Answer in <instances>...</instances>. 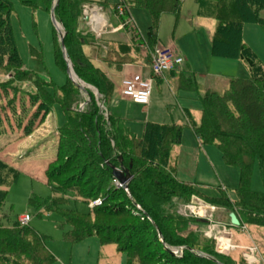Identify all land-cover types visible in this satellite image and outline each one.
<instances>
[{"label":"trees","instance_id":"16d2710c","mask_svg":"<svg viewBox=\"0 0 264 264\" xmlns=\"http://www.w3.org/2000/svg\"><path fill=\"white\" fill-rule=\"evenodd\" d=\"M40 1L47 11L54 9L56 20L64 28L66 57L72 63L76 75L109 100L114 91L113 82L96 68L83 52V47L93 42L90 34L84 35L80 30L84 1L58 0L57 5L56 0ZM183 1L121 0L114 9L120 5L124 6L128 17L130 7L149 12L151 25L148 29V46L155 51L158 46L161 16L171 14L178 18ZM195 2L199 6L201 16L217 21L210 42L212 56L240 60L250 73L247 79H229L227 89L220 94L210 89L201 93L196 82V73L190 70L175 71L179 73L180 89L200 92L201 121L197 123L191 113L185 111L188 126L199 144L215 145L220 150L224 162L238 168L241 174L239 187L235 191L236 201L231 202L221 189L218 197L202 196L216 207L235 213L242 222L238 228L243 225L264 227V192H256L251 187L255 160L260 161L262 169L264 166V65L256 59L243 40L245 24H258L264 28V0ZM11 12V1L0 0V67L6 64L5 70L17 72L16 76L26 78L10 22ZM121 20L124 22L125 18ZM126 29L130 33L133 32L134 41L139 39L135 30L129 27ZM55 53L57 64L64 70L63 50L57 35ZM124 58L126 57L123 56L122 59ZM21 74L23 75L20 76ZM40 80L41 78L37 81ZM43 93L42 95L37 92V95L33 96L38 99L40 95L46 99L53 98V104L61 106L67 121L60 133L72 142L66 146L68 151L65 156L60 153V148L58 149L56 159L46 170L49 185H55L53 193L56 197H53L55 200L51 202L56 203L68 192H72L89 205L101 200V205L92 208L87 215L83 214L95 222L78 219L76 222L79 223L72 221L70 224L73 230L66 235V239L78 242L96 236L103 243L113 240L119 246V251L127 254L128 264H148L158 257L164 264H243V260L239 263L218 255L215 252L214 240L201 239L197 227V222L202 223L200 219L191 220L174 213L173 208L178 206V203L182 201L181 203L189 204L193 196L200 195L193 184L180 181L176 172L171 171L169 167L171 151L175 145L181 143L185 125L147 122L143 135L137 137L127 129L122 119L110 112L107 114L104 110H99L98 102L91 93L92 99L87 110L73 115L70 107L76 96H79V91L70 82L59 93L62 97L52 95L48 89ZM44 104L39 103L37 112L47 106ZM73 147L83 149L82 155L87 157L85 164L80 160L79 150L73 151ZM112 168L129 171L131 180L127 190L116 188ZM74 172L77 175L70 176L67 182L61 180L62 175ZM94 172L99 176H90ZM19 175L18 170L0 162V264H54L56 258L47 246L48 236L30 226H20L18 222L9 226L4 224L5 219H9L6 214L1 215L8 199L6 188L16 184ZM91 183L94 186L89 187V192L94 193L98 189L100 193L88 197V193L82 191L81 186L88 187ZM50 198L52 197L44 200ZM39 199L34 196L30 200L31 206L37 210L44 207V203L40 204ZM52 205L61 208V204ZM52 210L57 209L53 207ZM120 217H128L135 221L136 225L113 229L110 225L100 223L104 218ZM137 230H142V233L152 230L154 239L160 240L157 244L160 250L142 256L141 246H135L142 241H134L133 237ZM170 247L178 248L179 253L170 251ZM201 255L209 256L210 259Z\"/></svg>","mask_w":264,"mask_h":264},{"label":"rangeland","instance_id":"374dc122","mask_svg":"<svg viewBox=\"0 0 264 264\" xmlns=\"http://www.w3.org/2000/svg\"><path fill=\"white\" fill-rule=\"evenodd\" d=\"M10 1L12 3L10 22L18 52L24 65V74L27 76L26 78L18 77L16 76L17 72L5 70L6 64L0 67V162L20 172L16 184L6 188L8 199L1 215L6 214L9 219H5L4 224L9 226L18 222L22 226L18 221L19 217L29 215L31 221L27 226L49 237L47 246L56 258L54 264H128L127 254L120 252L119 246L113 240L103 243L96 236L78 242H71L66 239V235L73 230L70 224L72 221L95 222L91 217L83 215H87L95 207L93 202L90 205L85 204L72 192L63 196L67 200L62 198L56 203L51 202L55 200L53 197H56L54 196L56 194L53 193L55 185L54 183L49 185L46 170L56 159L58 149L60 148V153L64 155L68 151L66 146L72 142L65 136L62 137L60 133V129L67 121L61 106L53 104L55 100L53 98L48 97L46 99L45 96L40 95V99H38L33 95H37V92L43 95V92L48 89L52 95L56 97L61 95L62 97L63 95H59V93L70 82L79 91V96L74 98L75 101L70 107V112L73 115L76 112L87 110L90 99H92L91 93L98 102L99 110L102 109L107 114L110 112L113 116L122 119L127 129L137 137L143 135L147 122L185 125L187 128L183 132L181 143L175 145L171 151L169 167L171 171L176 172L180 181L193 184L200 195L193 196L188 202L189 204L181 203L182 201L178 203V206L173 208L174 213L184 218H191V220L200 219L203 224L197 222V227L201 233V239L214 240L215 252L218 255L228 257L230 261L239 263L243 260V264H264V227L246 225H243L242 228L233 227L229 219L230 213L207 202L202 196L218 197L220 195L219 189H221L227 194L231 202L236 201L235 191L239 187L241 174L238 168L229 166L224 162L220 150L215 145L199 146L197 144L185 115V111H189L194 120L199 123L202 119L200 92L204 93L210 89L222 94L228 87L229 79H247L250 77L248 68L240 60L212 56L210 42L217 21L201 16L195 0H184L178 18L171 14L161 16L157 45L167 49L174 47L175 52L185 57L188 70L197 74L196 82L200 86V92L180 89L178 85L179 76H171L175 80L163 83L155 80L152 88L151 105L147 108L126 100L120 94L125 69L119 62L128 61L127 58L122 59L120 57L124 54L130 60L136 58L137 54L133 46L126 49L121 45L120 48L117 44L121 42L119 37L110 38L111 45L108 48L109 51L108 49L106 51L108 54L105 56L102 50L103 59L99 57V60L100 54L97 49L88 45L83 47L85 56L114 83L113 94L107 100L95 87L86 84L76 75L72 63L65 57L64 52L65 71L57 64L55 35L61 41L64 38V28L58 21L61 25L60 30L55 27L51 14L54 9H51V12L47 11L40 0ZM82 1L84 4L102 5L106 10H114L116 15L117 9L114 7L121 3V0ZM56 3L57 0L55 5H57ZM128 10L129 17L136 28L134 30L138 32L141 38L137 47H141V44L148 46V29L151 25L149 12L145 9L132 7ZM262 17L264 18V11ZM120 22L123 23L121 19ZM83 29L81 31L84 35L89 34L87 29ZM102 37L103 33L97 36L100 40ZM243 40L256 59L264 65V28L258 24H245ZM104 46L108 47L107 44ZM147 48L149 52L152 50L149 46ZM151 53L153 54L154 51L152 50ZM143 62L139 60L136 63L141 64ZM187 66L185 65V68ZM69 69L76 77V83L70 79ZM39 78L41 80L37 81ZM41 102L47 106L37 112ZM76 150H79L80 160L85 164L87 157L82 155L83 149L73 147V151ZM116 169L122 170V168ZM75 175H77L75 172L64 174L61 176V180L65 183L70 179V176ZM91 175L92 177L99 176L95 172ZM90 186L93 187L94 185L91 183L88 187L81 186L82 191L88 193V197L100 193L98 189L94 193L89 192ZM115 186L120 188L116 182ZM251 187L256 192H264V166L262 169L259 160H255L254 163ZM34 196L40 198V204L44 203L42 209L37 210L31 206L30 200ZM49 197L52 198L44 200ZM52 204H61V208ZM53 207L57 210H52ZM187 207H191L190 210L186 209ZM193 212L199 213L201 217H196L199 214L195 215ZM204 221H208L207 226H214L215 224L227 226L229 231H225L226 236L224 237L227 240L224 244L218 243L214 231L210 237L208 236L209 232L205 231ZM100 223L110 225L113 229L136 225V222L128 217L104 218ZM154 236L152 230L143 233L142 230H137L133 234L134 241H142L140 244H135L136 247L137 245L141 246L142 256L154 254L156 250H160L159 245H157L160 240L156 241ZM232 236L234 244H232ZM222 245H224L223 248H221ZM170 251L175 254L179 253L178 248L175 247H170ZM148 264L164 263L158 257L154 259V262Z\"/></svg>","mask_w":264,"mask_h":264},{"label":"crops","instance_id":"0c3cea01","mask_svg":"<svg viewBox=\"0 0 264 264\" xmlns=\"http://www.w3.org/2000/svg\"><path fill=\"white\" fill-rule=\"evenodd\" d=\"M85 6L93 7L92 13H94V14L90 16L88 14H84V12H83V16H82L81 22H80V30L83 31L84 30L83 28L87 29L86 31L90 34L91 37H93V43L92 44H88V46H92L94 49H97L99 51L100 56H98V60H99V57H101L103 59V57L101 55L102 52L105 53V56H107L108 52H106V51L111 45L109 39L110 38H114V37H119L121 42L120 43L118 42L117 44L119 45L120 48H121V45L126 47V49L127 48L129 49L130 46H133L134 47V51L137 54V57L134 58V59L132 58L131 60H130V58L126 57V55L123 54V56H125L127 58L126 60H128V61L119 62V63H121V65L124 66L123 68L125 69V75H124L123 79L128 77V76H131L133 74H138V73H143L144 75H149L150 74V66H151V55H152L151 51L152 50H150V52H149V49L147 48L148 46H145L146 44L145 45L141 44V47H139V48L137 47V46H139V43L141 42V38H140V35L138 34V32L136 31V33L139 35V39L137 38V40L134 41L133 40V36H134L133 32L131 31V33H130L126 28L122 29V24L120 22V19L117 17V15L115 14L114 10H111V11L106 10L104 8V6L96 4V3L84 4V7ZM84 7H83V11H84ZM132 24H133V22H132ZM133 28H135V27H133ZM135 30H136V28H135ZM97 33H100L99 35H101L103 33V37L105 39L103 40V37H102V40H100V38H97V36H98ZM102 42H106V43H102ZM135 43H138V44H135ZM105 44H107L108 47L104 46ZM158 48H163V47L162 46H157V49ZM171 49L176 51L174 47H171ZM108 51H109V49H108ZM177 54L180 55L179 53H177ZM122 57H120V58H122ZM183 58H184V65L180 69V71L181 70H188L187 60L185 59V57H183ZM104 60H106V59L104 58ZM139 60L142 61V62L144 61V62L141 63V64L136 63ZM185 65L187 66V68H185ZM171 76H177L178 77V73H176V72L175 73H172V72L171 73H167V74H165V76L163 78H159V79H156V80L159 83L168 82L170 80H175V78L171 77ZM178 85H179V83H178ZM150 105H151V99H150V104L145 106V107L148 108ZM185 128H187V127H185ZM194 137H195V135H194ZM195 140H196V142H197V144L199 146H202V145L199 144V142L196 139V137H195ZM205 186H207V185H205ZM240 223H242L241 220H240ZM204 224H205V227H206L205 231L209 232L211 234H213V231H214V234L218 238L217 239L218 243L219 244L220 243L224 244V242L227 240V239H225L226 237H224V236H226L225 235V231L226 230L229 231L227 226L225 224H221L223 226L218 225V224L217 225L215 224L214 226H207L208 225L207 223H204ZM233 241H234V239H233V236H232V242ZM232 244H234V242Z\"/></svg>","mask_w":264,"mask_h":264},{"label":"built area","instance_id":"2783aa9c","mask_svg":"<svg viewBox=\"0 0 264 264\" xmlns=\"http://www.w3.org/2000/svg\"><path fill=\"white\" fill-rule=\"evenodd\" d=\"M90 8V6H85L83 11L84 14L93 15V9ZM116 9L118 17L120 19L125 18V21L122 23V29L129 27L134 30L132 20L127 16V9L122 5L118 6ZM99 34L100 33H97V35ZM183 65L184 58L178 55L173 49L158 48L151 55L150 74L144 75L143 73H138L124 78L121 82L120 94L123 98L136 105L147 106L150 104L153 82L156 79L163 78L167 73L180 71ZM116 184H118L120 188H124V186L117 181ZM99 205H101V200L93 202V206ZM190 208L191 207H187L186 209L190 210ZM196 217L199 218L201 215L199 214V216L197 215ZM18 221L22 226H27L31 221V217L29 215L20 216ZM208 236L210 237L211 233H208Z\"/></svg>","mask_w":264,"mask_h":264},{"label":"water","instance_id":"95a60500","mask_svg":"<svg viewBox=\"0 0 264 264\" xmlns=\"http://www.w3.org/2000/svg\"><path fill=\"white\" fill-rule=\"evenodd\" d=\"M56 4H58V0H57ZM51 14H52V21H53L55 27H57L60 30L61 25L57 22V20L55 18L54 11H52ZM61 45H62V50L64 52V55L66 57V50H65L63 38L61 39ZM69 66L71 67V65H69ZM68 75H69L70 79L76 83V80H75L76 77L74 76L72 70H70V69L68 70ZM80 88H83V87H80ZM112 170H113V176H114L115 180L117 182H119L121 185H124V188L127 190L129 181L131 180V175H130L129 171L125 170L123 168H122V170L112 168ZM229 219H230V223L233 227H239L241 225L240 220L235 213H230ZM202 257L210 259V257L206 256V255H202Z\"/></svg>","mask_w":264,"mask_h":264},{"label":"bare ground","instance_id":"6f19581e","mask_svg":"<svg viewBox=\"0 0 264 264\" xmlns=\"http://www.w3.org/2000/svg\"><path fill=\"white\" fill-rule=\"evenodd\" d=\"M223 247H224V245L221 246V248H223Z\"/></svg>","mask_w":264,"mask_h":264}]
</instances>
